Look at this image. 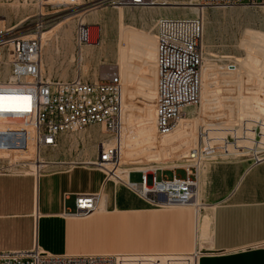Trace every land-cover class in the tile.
<instances>
[{"label":"rangeland","instance_id":"obj_1","mask_svg":"<svg viewBox=\"0 0 264 264\" xmlns=\"http://www.w3.org/2000/svg\"><path fill=\"white\" fill-rule=\"evenodd\" d=\"M102 1L0 0V80H6L10 76V61L13 58L7 33L43 22V40H48V45L43 47V70L46 77L71 80L81 75L85 80H96L111 69H119L120 73L123 71L121 76L126 85V74L138 76L137 66L140 61L133 57V40L140 36L145 42L142 54L152 65L155 84L157 20L163 16L199 15L203 16L205 22L202 41L204 64H210L215 74L211 83L213 100L209 107L203 106L205 98L202 94L201 104L189 108L196 114L190 119L189 114H186L179 124L185 125L188 119L189 131L185 137L195 135L198 139V131L203 126L238 125L249 118H256L252 116L253 111H264V5L208 8L194 14L190 3L198 6L197 0H166L179 7L167 9L166 12L141 6L103 5ZM157 11L168 15H161ZM142 15H145L144 19L141 18ZM80 22L92 26L95 38L94 43L82 48L81 56L74 41ZM228 66H233V72ZM6 85V82L0 81V87ZM131 96L129 110H126L127 101L123 104L119 136L109 135L103 131L102 126L65 134L58 148L42 152L41 156L45 160L53 162L42 171L48 173L57 166H71L61 161L93 160L97 145L102 141H109L117 146L119 137H125L126 141L121 149L119 163L110 166L117 169L118 178L112 175L115 180H125L127 170L142 168L150 171L159 169L171 176L174 166L185 165L191 147L179 144L180 138L176 135V130L168 136H161L156 131L155 97L144 107L147 111L143 113L141 91L131 92ZM1 107L12 108L6 101ZM199 112L205 115H200ZM224 114L232 119L223 122ZM31 137V130L22 126L19 121L0 120V172L36 173L37 167L33 163L37 155L30 144ZM249 144L247 140L241 139L230 148V153L207 159L204 164L211 160L233 162L250 159L248 156H235L247 153L248 149L244 147ZM230 156L235 157L224 159ZM252 162L254 160L250 161ZM79 165L82 164L77 163L75 166ZM178 174L184 176L185 171L180 169ZM131 179L139 182L142 176L134 172ZM122 184L128 189L123 182ZM131 192L142 200L135 192ZM221 196L207 194L205 201L213 203ZM68 206L72 209L75 207V197L68 201Z\"/></svg>","mask_w":264,"mask_h":264},{"label":"crops","instance_id":"obj_2","mask_svg":"<svg viewBox=\"0 0 264 264\" xmlns=\"http://www.w3.org/2000/svg\"><path fill=\"white\" fill-rule=\"evenodd\" d=\"M144 45L140 36L133 40V57L140 61L138 76L126 74L124 89L126 110L131 92L141 91L143 113L154 97L156 104L153 68L142 54ZM214 75L212 66L204 64L203 106L212 104ZM252 113L264 119V111ZM223 118V122L232 119L226 114ZM187 123L176 128V135L180 145L192 149L198 139L185 137ZM250 161L203 163L199 198L204 206L197 213L192 208L153 206L135 196L125 181L128 189L121 180L112 175L109 179L85 161H61L71 166L44 173L42 169L53 163L46 159L37 175L0 172V250H32L36 245L55 254H190L200 250L198 264H264V246H257L264 243V160ZM80 193L102 194L100 210L75 215L76 207L70 208L68 201ZM207 194L222 196L209 203Z\"/></svg>","mask_w":264,"mask_h":264},{"label":"built area","instance_id":"obj_3","mask_svg":"<svg viewBox=\"0 0 264 264\" xmlns=\"http://www.w3.org/2000/svg\"><path fill=\"white\" fill-rule=\"evenodd\" d=\"M205 8H225L236 5L262 6L264 0H197ZM155 0H103V5L118 7H147ZM44 23L11 30L7 38L12 50L10 76L0 87V120L19 121L31 130L30 144L35 151L58 148L61 138L94 126H104L109 135L118 134L122 125L125 85L119 70H110L96 80L83 76L71 80L51 79L43 70ZM205 22L202 16H163L157 20V99L156 126L160 134L175 131L187 114L186 108L198 106L202 101L204 52L202 41ZM91 25H77L74 41L76 47L94 43ZM22 98H28L25 101ZM12 108H2L3 102ZM221 127V129H213ZM203 126L198 131V142L187 153L186 163L172 169V175L162 170H134L142 176L127 186L142 199L154 205L189 208L196 203L199 191V169L210 158L230 153V148L241 139L250 144L248 156L255 163L264 160V119L249 118L238 125ZM223 127V128H222ZM212 128V129H211ZM37 154V153H36ZM116 146L98 145L95 165L105 170L110 179L113 168L107 163H119ZM35 162L37 157L35 156ZM112 165V164H111ZM185 175H179L178 170ZM161 176L159 177V173ZM130 173V174H131ZM103 195L80 193L75 196V215L86 216L99 211ZM257 246H264V243ZM165 254H55L41 249L0 250V264H133ZM167 255V254H166ZM188 255L189 264H198L202 255L195 250Z\"/></svg>","mask_w":264,"mask_h":264},{"label":"bare ground","instance_id":"obj_4","mask_svg":"<svg viewBox=\"0 0 264 264\" xmlns=\"http://www.w3.org/2000/svg\"><path fill=\"white\" fill-rule=\"evenodd\" d=\"M193 2V1H192ZM155 5H152V6H147V7H149V8H157V9H159V10H164L165 12H166V10L167 9H170L171 10V8H179V7H177V5H171L168 1H166V0H164V1H162V2H159L158 0H155V3H154ZM190 5H192V7L190 8L193 12H194V14H196V13H201L203 10H205V9H207V8H205V7H203V6H201L200 5V3H198L197 2V5L198 6H196V4L195 3H190ZM189 7V6H188ZM186 8V7H185ZM202 10V11H201ZM204 13V12H203ZM146 15V14H145ZM145 15H142L141 16V18L142 19H144L145 18ZM165 15H168V13H165ZM205 16V15H204ZM203 17V16H202ZM147 19V18H146ZM83 24V23H82ZM48 45V40L47 39H45V40H43V47L44 46H47ZM79 53H80V56L82 55V49L81 50H79ZM156 59H157V41H156ZM44 60H45V58H44V56H43V65H44ZM47 60V59H46ZM157 62V61H156ZM204 66V65H203ZM44 67V66H43ZM111 70H115V69H111ZM116 70H118V69H116ZM110 71V70H109ZM107 73V72H106ZM81 75H78L77 77H80ZM158 80V71H157V63H156V81ZM157 83V82H156ZM202 90H203V87H202ZM156 99H157V85H156ZM191 106H189V107H187L185 110H188L189 108H190ZM190 112V113H189ZM189 117H193V116H195V113L194 112H192L190 109H189ZM184 120V117H183V119L182 120H180V122H179V124L182 122ZM179 124H178V126H179ZM177 126V127H178ZM102 127H104V126H102ZM176 127V128H177ZM155 128H156V131H157V133L159 134V135H161V136H168V135H162V134H160L159 133V131H158V129H157V126H156V110H155ZM105 130V127L103 128V131ZM176 130V129H175ZM106 131V130H105ZM121 132V128H120V131H119V133ZM119 133H118V136H119ZM173 133V132H172ZM171 133V134H172ZM124 135V134H123ZM170 135V134H169ZM125 141H126V139H125V137H119L118 138V143H117V146L115 145V143H111V142H109V141H102L104 144H105V146L106 147H110V146H116V148H118V150H119V153L121 154V149L123 148V146H124V144H125ZM95 150H94V152H96V154H97V156H96V158L95 159H93V160H88V161H85L88 165H92V166H96L97 168H100L101 170H104L103 168H101L100 166H97V165H95L96 164V162H97V159H98V145H97V149L96 148H94ZM43 152V151H42ZM42 152H39V151H37L36 153V155H37V162H35V163H33L34 164V166H36L37 168H36V175L37 174H40V172H41V169H42V167L44 166V164H45V162H46V160L41 156V154H42ZM111 164H113V163H107V164H105L104 166H107L108 168L111 166ZM181 166V165H180ZM183 166V165H182ZM203 164H202V166L200 167V169H199V176H200V172L202 171V168H203ZM177 167V165L176 166H174L172 169H174V168H176ZM130 170H132V169H130ZM130 170H127V172H126V179L124 180V179H122V178H119V179H121V180H123V181H125L126 182V180H127V177H128V173H129V171ZM135 170H144V171H148L149 169L148 168H146V169H144V168H142V169H135ZM157 170V169H156ZM105 171V170H104ZM134 171V170H133ZM117 173V169L116 168H114L113 170H112V172H110V175H113V176H115L116 178H118V175L116 174ZM199 183H200V179H199ZM127 184V183H126ZM201 186V185H200ZM129 188V187H128ZM130 189V188H129ZM131 190V189H130ZM134 192V191H133ZM143 200H145V199H143ZM145 201H147V200H145ZM197 202L196 203H194V204H192L191 205V207H189V208H192L196 213L198 212V211H200L201 210V208H203V206H204V202H202L201 200H200V198H199V191H198V196H197V200H196ZM148 202V201H147ZM149 204H151L150 202H148ZM151 205H153V206H156V207H164V208H181V207H177V206H168V205H154V204H151ZM134 260H139V259H133V264H189V262H190V259H189V257H188V255H176V254H165V255H160V257L158 258V257H150V258H147V259H143V260H141V263H138V262H136V261H134ZM196 264H197V262H196Z\"/></svg>","mask_w":264,"mask_h":264},{"label":"snow or ice","instance_id":"obj_5","mask_svg":"<svg viewBox=\"0 0 264 264\" xmlns=\"http://www.w3.org/2000/svg\"><path fill=\"white\" fill-rule=\"evenodd\" d=\"M0 99L8 100L9 98L4 97V98H0ZM22 99H24L25 101H27L28 98H22Z\"/></svg>","mask_w":264,"mask_h":264},{"label":"water","instance_id":"obj_6","mask_svg":"<svg viewBox=\"0 0 264 264\" xmlns=\"http://www.w3.org/2000/svg\"><path fill=\"white\" fill-rule=\"evenodd\" d=\"M231 68L233 67V66H230Z\"/></svg>","mask_w":264,"mask_h":264}]
</instances>
